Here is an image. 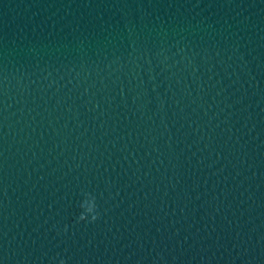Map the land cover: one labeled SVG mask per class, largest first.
I'll return each mask as SVG.
<instances>
[{
    "label": "water",
    "instance_id": "obj_1",
    "mask_svg": "<svg viewBox=\"0 0 264 264\" xmlns=\"http://www.w3.org/2000/svg\"><path fill=\"white\" fill-rule=\"evenodd\" d=\"M263 79L264 0H0V264H137Z\"/></svg>",
    "mask_w": 264,
    "mask_h": 264
},
{
    "label": "clouds",
    "instance_id": "obj_2",
    "mask_svg": "<svg viewBox=\"0 0 264 264\" xmlns=\"http://www.w3.org/2000/svg\"><path fill=\"white\" fill-rule=\"evenodd\" d=\"M90 217H91V221L90 222H94L97 219V214H96V210H95V207L94 206L92 207V210L90 211ZM79 220L80 221H87L88 218L85 217V216H81L79 218ZM60 264H64V262L61 261Z\"/></svg>",
    "mask_w": 264,
    "mask_h": 264
}]
</instances>
